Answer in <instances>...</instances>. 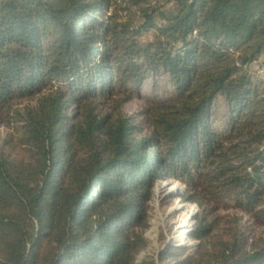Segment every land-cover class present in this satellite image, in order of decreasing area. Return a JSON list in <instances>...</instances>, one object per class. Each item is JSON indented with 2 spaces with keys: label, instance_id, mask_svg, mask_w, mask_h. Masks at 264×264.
<instances>
[{
  "label": "trees",
  "instance_id": "obj_1",
  "mask_svg": "<svg viewBox=\"0 0 264 264\" xmlns=\"http://www.w3.org/2000/svg\"><path fill=\"white\" fill-rule=\"evenodd\" d=\"M131 4L144 18L132 30L112 0H0V107L37 97L18 112L27 158L0 146V264H134L144 204L166 178L187 184L203 212L199 187L264 216V90L247 68L264 54V0ZM160 74L176 93L151 107L145 134L121 107ZM103 101L115 113L99 114ZM239 220L210 247L162 258L264 264V242ZM214 230L200 213L196 238Z\"/></svg>",
  "mask_w": 264,
  "mask_h": 264
},
{
  "label": "rangeland",
  "instance_id": "obj_2",
  "mask_svg": "<svg viewBox=\"0 0 264 264\" xmlns=\"http://www.w3.org/2000/svg\"><path fill=\"white\" fill-rule=\"evenodd\" d=\"M151 3L153 4L154 1L143 3V6ZM162 7V9L171 11L174 9V3L170 2L162 5ZM111 11L115 12L119 22L131 25V30L144 21L140 6L131 4V0H112ZM160 22V18H157V24ZM153 30L135 35L136 40L145 44L152 39ZM247 68L250 74L261 82L264 90V54L251 62ZM175 93L176 91L167 75L160 74L155 77L151 75L143 82L139 92H134L131 99L123 104L121 111L135 122L142 124L145 127L144 133L148 134L150 130L147 117L149 111L153 109L151 107L170 104ZM119 97L120 95H117V98ZM36 99V96L17 99L9 107H0V146L9 140L7 147H14L13 153L24 155L25 158H27L26 147H21L19 144L22 134L21 126L24 124L21 116L34 106ZM114 104L103 101L98 108V113H115ZM18 112L22 115H19ZM262 149L264 150V145H260V150ZM173 185L177 187L170 189ZM188 187L184 182L173 178H166L155 183L151 197L144 204L146 228L143 230V237L145 238V246L135 255L134 264H174V256L162 258L164 250H181L187 257L194 250H199L205 245L210 247L213 238L216 239L215 242H218L219 238H216V236H231L234 232L233 226L240 221L241 217L243 218L241 221L243 230L250 238V242H264V216L258 217L256 213L248 215L242 211L240 212L231 196L226 194L216 196L215 191L213 193L212 191L207 192L199 187L196 191L204 194L207 206L203 212L197 203L186 200L190 192ZM177 199L184 204L192 205L194 211L192 213V226L188 229L184 239L179 234L183 229L180 218L185 209H171ZM186 209L188 210V208ZM200 213H206L208 220H215L213 233L215 236H209L202 241L195 236L196 222Z\"/></svg>",
  "mask_w": 264,
  "mask_h": 264
},
{
  "label": "bare ground",
  "instance_id": "obj_3",
  "mask_svg": "<svg viewBox=\"0 0 264 264\" xmlns=\"http://www.w3.org/2000/svg\"><path fill=\"white\" fill-rule=\"evenodd\" d=\"M177 186L173 185L170 189H175ZM174 208H183L185 209L183 212V214L181 215V226L183 227V229L181 230L179 236L184 239L186 233L188 232V229L192 226V213L193 211V207L192 205L189 204H184L182 203V201H180L179 199H177L176 203L172 206L171 209ZM188 208V210L186 209Z\"/></svg>",
  "mask_w": 264,
  "mask_h": 264
}]
</instances>
